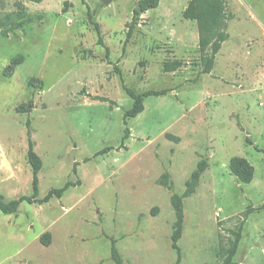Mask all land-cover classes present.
Returning a JSON list of instances; mask_svg holds the SVG:
<instances>
[{
    "label": "rangeland",
    "instance_id": "374dc122",
    "mask_svg": "<svg viewBox=\"0 0 264 264\" xmlns=\"http://www.w3.org/2000/svg\"><path fill=\"white\" fill-rule=\"evenodd\" d=\"M140 1L0 0V194H32L28 125L39 198L74 184L0 212V264H116L113 248L122 264H222L240 230L234 261L264 264V0H224L229 37L210 73L211 51L201 53L197 23L183 15L192 0H159L127 40ZM173 61L182 67L166 71ZM126 88L168 92L125 120ZM234 157L253 166L251 183L231 173ZM204 161L184 200L178 260L171 198Z\"/></svg>",
    "mask_w": 264,
    "mask_h": 264
},
{
    "label": "trees",
    "instance_id": "16d2710c",
    "mask_svg": "<svg viewBox=\"0 0 264 264\" xmlns=\"http://www.w3.org/2000/svg\"><path fill=\"white\" fill-rule=\"evenodd\" d=\"M35 3H41L43 0H28ZM159 0H141L139 7L141 11L135 10V17L129 24L127 40L132 36L133 30L137 25V17L140 12L144 13L150 9L157 8ZM225 2L224 0H192L184 12V18L196 21L199 33V49L202 54H205L209 50L211 55L203 58L204 72L210 73L214 67L215 59L217 54L220 52L223 43L228 39L227 30V18L225 13ZM89 20L93 24L94 29L98 36V45L105 47L101 27L98 23L93 21L92 15L89 14ZM107 55L109 50L105 47ZM24 61L23 57H18L5 68L4 76L10 78L15 71V68L21 65ZM183 63L180 61L167 62L165 64V70L168 72L177 71L182 67ZM127 93L133 99L132 107L125 112V120L130 118H136L139 114L144 111L145 100L150 97L164 96L168 92L167 90H150L141 94H136L130 89L126 88ZM28 161L32 169V194L30 196H22L16 200L6 201L3 195L0 194V212L4 215H12L17 213L22 203L28 204H45L48 203L52 198H61L63 195L74 186L73 183L69 182L60 189L51 190L44 198H39V174L42 170V160L34 150V142L31 138V130L28 125ZM129 138V129L126 128L123 142ZM110 149H106L102 153L108 152ZM231 173L244 184L252 182L254 177L253 166L242 157H234L230 161ZM207 169V163L204 161L199 164L198 169L193 173L192 177L186 182V189L183 194L173 193L171 202L175 212L176 221L174 224V231L172 236L173 248L177 252L178 260L181 259V249L179 242L182 238L185 213H184V200L191 197L199 185V180L203 172ZM162 186L168 187L170 190L173 189V184L170 181L168 173L164 174L160 180ZM241 230L236 233V238L231 243L230 247L222 250L223 263L222 264H237L234 258L237 254L239 244L241 242ZM51 240L49 233L44 234L41 237V242L44 245H48ZM113 258L116 264H122V260L118 256L116 250L113 248Z\"/></svg>",
    "mask_w": 264,
    "mask_h": 264
},
{
    "label": "water",
    "instance_id": "95a60500",
    "mask_svg": "<svg viewBox=\"0 0 264 264\" xmlns=\"http://www.w3.org/2000/svg\"><path fill=\"white\" fill-rule=\"evenodd\" d=\"M136 9H137L138 11H141L139 6H138Z\"/></svg>",
    "mask_w": 264,
    "mask_h": 264
}]
</instances>
